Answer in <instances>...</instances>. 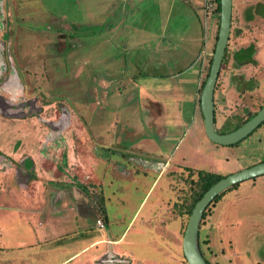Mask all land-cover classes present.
I'll return each instance as SVG.
<instances>
[{
  "label": "rangeland",
  "instance_id": "rangeland-1",
  "mask_svg": "<svg viewBox=\"0 0 264 264\" xmlns=\"http://www.w3.org/2000/svg\"><path fill=\"white\" fill-rule=\"evenodd\" d=\"M112 1L0 0V45L3 43L5 50L3 58L0 53V70L5 62V68L21 77L22 67L28 82L27 91L30 92L24 97L32 96L33 101H36L34 98L41 97L39 102L44 105L42 115L48 117L52 105L57 103L61 104L59 115L68 116L60 111L61 108L71 112L70 123L69 119L67 121L58 117L57 123V119L50 120L42 127L17 104L11 102L12 105L8 107L1 105L3 113L1 110L0 113L6 115L4 118L7 120H0V264H95L101 263L104 258L109 259L105 264H121V259L132 260V264H186L177 258L180 255L178 245L182 233L179 234V220L171 210L175 198L173 182L177 178V172L183 167H191L225 175L264 158L263 128L254 131L252 136L244 138L235 146L214 144L206 138L202 126L191 121L185 106L184 114L178 115L176 120L170 121L175 115L168 118L165 133L170 136L168 141L172 140V148H175L166 153L170 146L161 143L158 145L154 157L158 158L160 151H163L162 158H169L168 161L166 158H158V166L162 171L158 176L157 173L148 172L146 176L131 173L129 177H124L123 168V177L112 178L98 155L97 165L92 167V173L98 182L95 189L102 191L104 202L103 212L96 213L95 217L104 223L103 227L93 226V215L85 219L71 218L63 229L50 222L51 216L61 214L52 213L50 208L61 205L73 207L72 190L64 179H72L73 151L79 144L76 143L73 147V134L78 122L83 121L80 132L88 131L94 123L99 127L92 120L90 111L95 103V92L91 94L95 88L94 77L99 78L110 67L113 71L121 69V25H117L119 34L116 37L106 27L110 14L119 5ZM254 1L232 0L231 16L235 25L240 23L238 17L244 8ZM120 20L121 18L115 19V24ZM207 26V53L204 56L201 80L209 66L208 60L215 42L216 19H212ZM252 39L255 41L253 57L256 64L241 67L227 64L219 71L213 93L216 126L221 121L231 125L235 112L240 114L242 108H254L262 101L264 29L258 22L251 23L238 42L244 46ZM231 41H228V51L234 47ZM233 74L240 75L242 80L250 75L254 78L251 93L241 100L235 97L229 81ZM185 78L190 83L189 76ZM10 84H5L7 91ZM119 85L127 89L131 84L127 82ZM24 86L26 87L25 84ZM111 93L114 97L117 96L115 91L110 90L109 94ZM89 94L91 97L94 95V98H89ZM9 95L13 97L10 92L7 96ZM146 97L155 99L149 95L137 94L131 101L125 99L123 94L114 98L122 109L129 107L124 112L125 115L119 118L122 129L125 123L137 124L139 118L142 119V105ZM105 103L110 106L107 104L108 100ZM165 104H171L170 96ZM100 106L106 107L104 102ZM171 109L168 108V112H172ZM35 112L34 110V114ZM186 117V123L177 134L173 123L180 124ZM16 119L20 121L17 122ZM102 126L106 129V125ZM46 128L50 136H54L53 132L67 129L65 143L58 137L62 142L60 155H57L60 149L57 144L47 147V150H40L38 140L42 138ZM257 135L260 140L256 139ZM181 136L183 139L179 141ZM105 141L106 138H102V143ZM87 143L91 147L90 141ZM94 146L96 145L93 144ZM105 149V144L98 148L99 152L101 150L106 153ZM42 155L47 159L40 166L38 162ZM29 156H33L35 162H28ZM181 156L184 157L182 164L177 166L174 161ZM21 162L24 170L15 168ZM125 163L129 165L128 162ZM92 165L91 162L87 163V166ZM184 171L187 173V170ZM47 173L50 178H58L59 184L48 182L45 178ZM182 173L184 174L183 170ZM60 194L62 197H59ZM201 228L202 237L204 234L205 237L221 236L232 243L239 241L246 244L250 250L240 256L241 263L238 258L237 264H247L251 260L249 255H253L252 260L262 257L264 174L241 181L217 196L204 211ZM108 237L114 250L111 259L105 254ZM87 245L90 247L85 248ZM81 248L84 249L80 251ZM75 252L78 254L73 255Z\"/></svg>",
  "mask_w": 264,
  "mask_h": 264
},
{
  "label": "crops",
  "instance_id": "crops-1",
  "mask_svg": "<svg viewBox=\"0 0 264 264\" xmlns=\"http://www.w3.org/2000/svg\"><path fill=\"white\" fill-rule=\"evenodd\" d=\"M199 1H112L119 5L117 10L110 14V21L106 27L110 34L116 37L119 34L117 25H121V69L113 71L110 67L105 71L106 73L102 72L99 78L94 77L95 88L92 89L91 94L95 92V103L90 111H92V120H95L99 127L94 123L88 131L80 132L83 121L79 123L77 120L78 125L73 134V147L76 143L79 144L73 151L72 179H64L68 188L72 190L73 207L66 208L61 205L58 208H50L54 214L61 213L50 217V222L53 224L56 223L63 229L64 224L70 222L71 218L85 219L93 215L94 221L97 219L95 208L91 206L85 193L76 187V182L82 185L89 184L88 188L96 191L95 186L98 182L92 173V167L96 164L98 155L101 156L99 157L101 162L105 164L104 169L111 173L112 178L123 177L121 175L123 168H125L124 177H129L131 173L134 175L141 173L146 176L148 172L157 173L158 176L162 172L158 166V158L163 157V154L161 155L163 151H160L158 158L154 157L157 147L160 143L164 146L169 145L170 147L165 151L168 153L173 146L171 145L173 141H168L170 136H166L165 133L166 125L169 123L168 118L175 115V118L170 121L176 120L178 115L184 114L186 106L191 121L202 126L197 91L204 56L207 53V25L210 21L202 17ZM119 18L121 20L115 24V19ZM187 75L190 83L186 81ZM127 82L131 84L127 89L119 85ZM110 90L116 92L115 97L123 94L125 99L130 101L135 98V94L149 95L155 99L146 97L142 105L144 107L142 119L139 118L137 124L125 123L122 129L119 118L128 111L129 107L125 106L122 109L121 104L114 101L113 93L109 94ZM168 96H170V105L165 104ZM89 98L93 99L94 95L91 97L89 94ZM105 100H108L107 104L110 106L106 105ZM101 102H104L106 107H101ZM107 107L109 110L106 111ZM168 108H172V112H168ZM187 117L185 120L182 119L180 124L173 123L177 134L181 126L186 123ZM102 125H106V129H103ZM102 138H106L105 143H102ZM182 139L181 136L179 141ZM87 141H90L91 147L88 146ZM93 144L96 146L93 147ZM103 144H105L106 153L101 150L100 153L98 150L99 147H103ZM125 147L126 150H124ZM123 151L129 153L126 154ZM30 157L32 162H35L34 157ZM165 158L162 159L168 161L169 158ZM183 158L181 156L174 163L180 166ZM42 162L45 161L39 159L40 166L43 165ZM89 162L93 165L87 166ZM45 178L48 181L54 180L57 184L60 181L58 178H50L48 173L47 176L45 174ZM64 200L65 197H63ZM89 247L85 246V248ZM82 249L84 248L79 250L82 251ZM77 254L78 252H75L73 255Z\"/></svg>",
  "mask_w": 264,
  "mask_h": 264
},
{
  "label": "flooded vegetation",
  "instance_id": "flooded-vegetation-1",
  "mask_svg": "<svg viewBox=\"0 0 264 264\" xmlns=\"http://www.w3.org/2000/svg\"><path fill=\"white\" fill-rule=\"evenodd\" d=\"M233 21H234V18L232 20V16L230 15V27H229L228 38L226 41V46H225L224 54H223V57H222V60H221L220 66H219L217 77H218L219 71L220 70L222 71V69L227 64L238 65V67H241L245 64L253 65V64L257 63L255 58L253 57L254 53H255V49H254L255 48V46H254L255 41L252 39L251 42H248L244 46H242V45H239L238 39L248 29V27L251 25V23L258 22L262 25V29H264V2L259 1V0H255L252 4H250V6L245 7L244 11L241 12L240 16L238 17V22H240V23L235 25ZM232 23L234 24L233 26H232ZM239 24H241V25H239ZM230 40H232L231 43L233 44L234 47L231 51H228L227 45H228V41H230ZM0 47H1L0 53H1L2 58H3V56L5 55L4 44L2 43L0 45ZM13 59H14V61L16 60L14 55H13ZM16 63L20 67L17 60H16ZM1 68H2L0 70V85L2 84V86L0 87V95L1 96H3L4 98H9L10 100H12L11 101L12 103H15L18 106H20V108L23 111L25 110L24 112L30 113L28 115L30 117H32V119H34L42 127H45L46 124L45 123L43 124L41 122V120H45V121L53 120L54 121L58 117H61V119H66L67 121L69 119V123H70L71 112L69 110L67 112L66 109L62 110V108H61L60 111H62L66 115H68L65 117H63L61 114L59 115V113H58L59 108L61 107V104L57 103L56 105H52V108L50 109V112L48 113V117H47L46 115H42L44 105L42 103L40 104V102H39V100L42 99L41 97L38 96L37 98H34L36 101H33V99L31 98L32 96L31 97H24L26 94H30V92L28 93V91H27L28 82L26 79V73L23 71L22 67H20L22 70L21 77L19 75L17 76L15 74V72H13V71L11 72L7 68H5V62L3 63V66ZM231 76H232V78L229 81L232 84V90L235 93V97L237 98V100H241L251 93V91H252L251 84L253 83L252 79H254L251 75L248 78H245L244 80H242V77L240 75H237V74H233ZM217 77H216V80H217ZM9 82L12 84V86L10 84L9 91H7L5 84H7ZM21 83H23V84H21ZM215 83H216V81H215ZM24 84L26 85V87L24 86ZM9 92H10V94H13V97L11 95H9V97L7 96V94H9ZM213 93H214V88H213ZM261 98H262V101L257 103L254 108L244 107L241 109L240 114H237L235 112V114L233 115L234 119L230 123L231 125H229V123H227L226 121H224V122L221 121L217 126H216V116H215V112H214V100H213V129L218 133H225V132H229V131L237 128L238 126L243 124L246 120L251 118L264 105V95ZM37 104H38V106H37ZM235 104H237V102H235ZM34 110L36 111L35 114H34ZM69 115H70V117H69ZM24 118L27 119V117H24ZM0 120L4 121L7 119L0 116ZM16 120H18V119H16ZM19 121L20 120H18L17 122H19ZM261 128H263V130H264V119L256 127H254L247 135H245L243 138L237 140L235 143L230 144L229 146L237 145V143H239L241 140H243L246 137L252 136V133L254 131H256V130L258 131V129H261ZM66 130L61 131V132L58 130L57 133L53 132L54 136L53 135L50 136L49 133H47V132H49V130L46 128L44 133L42 134L43 135L42 138L40 140H38L40 150H47V147L57 144V145H60V149H59L57 155H60V151L62 150V142L65 143L64 135H65ZM260 135H262V134H260ZM59 136H60V139L62 140V142H60L58 140ZM63 137H64V140H63ZM17 138L18 137H16L15 140H17ZM256 139L260 140V136L257 135ZM42 156L44 157V158L42 157V161L47 159L44 155H42ZM27 158H28V162L29 161L32 162V159L30 156ZM262 161H264V160H262ZM187 168L193 169L191 167H187ZM48 182H53L54 184L56 183L54 180L48 181ZM76 183H78V182H76ZM55 185H58V184L56 183ZM76 187L79 188L77 185H76ZM81 191L84 193L83 190H81ZM85 195L88 198V195L86 193H85ZM59 197H62V195L60 194ZM207 206H206V208H207ZM206 208L204 209V211L206 210ZM204 211H203V213H204ZM203 213L201 215L199 226H198V247H199V251H200L201 256L203 257V259L205 260V262L207 264H237L238 258L240 259V256H244L245 253L248 252L250 249L244 243L241 244L239 241H236V242L234 241V243H232V241H230L228 239H224L221 236L211 237L208 235V237H205L206 235L204 234V237H202V234L200 232L202 229L201 226H202V222H203ZM106 240H108V241H106V243L110 245L111 251L114 252V250L111 246L112 242H111V240L109 241V237ZM178 246H179L178 250H179L180 255L177 258L180 259V261H183L184 263H186L182 254H181L180 241H179ZM261 255H262V257H260L259 259H254V260H252L253 255H249V258L251 260H248L247 264H264V253ZM240 263H241V259H240ZM109 264H111V262Z\"/></svg>",
  "mask_w": 264,
  "mask_h": 264
},
{
  "label": "water",
  "instance_id": "water-1",
  "mask_svg": "<svg viewBox=\"0 0 264 264\" xmlns=\"http://www.w3.org/2000/svg\"><path fill=\"white\" fill-rule=\"evenodd\" d=\"M218 3L219 11L216 39L210 57L208 72L200 89L198 105L199 111L201 113L202 128L206 138L214 144L226 146L243 138L264 119V105L251 118L229 132L218 133L213 129V88L228 38L232 0H218ZM0 97L2 96L0 95ZM2 98L3 99H0V107L1 105H4L3 107L12 105L9 98ZM0 110L1 113H3L2 107ZM1 113L0 115L2 117H7ZM41 122L43 124L45 123L46 125L48 124V121L45 120H41ZM57 122L58 119L55 123ZM18 167L24 170L22 167V162L15 168ZM263 174L264 161H260L243 169H239L235 172L224 175L202 193L200 198L194 203L186 219L180 237V250L186 264H207L201 256L198 247V226L201 215L206 206L212 201L213 198H215L227 188L241 181L248 180ZM106 249L107 251L105 254L110 256L111 259L114 253L111 251L109 244H107ZM106 261L109 262V259L107 260V258H104L101 263L95 264H105ZM121 264H130V260L121 259Z\"/></svg>",
  "mask_w": 264,
  "mask_h": 264
},
{
  "label": "trees",
  "instance_id": "trees-1",
  "mask_svg": "<svg viewBox=\"0 0 264 264\" xmlns=\"http://www.w3.org/2000/svg\"><path fill=\"white\" fill-rule=\"evenodd\" d=\"M212 1L215 3V8L211 12L210 15H208V16L204 15L203 5H202L201 0L199 1V8L201 10V14H202L203 18L207 19L208 21H211L212 19L215 18L217 21V26H218L219 3H218V0H212ZM215 39H216V36H215ZM208 62L210 63V58H209ZM208 67L206 68V73L203 76L202 80L200 79V84L198 86V91H197V104H198V97H199L200 89L203 85L204 79L206 78V75L208 72ZM199 117L201 119L200 111H199ZM182 170H183L184 174L182 173ZM184 170H187V173ZM191 170H195V171L192 172ZM191 172H192V174H191ZM176 176H177V178H175L174 179L175 181L173 182L174 183L173 187H174V191H175V198L172 201L171 210H172L173 216H175L179 220L178 231H179V234H181L183 227L185 225L186 219H187L194 203L200 198L202 193L210 185H212L215 181H217L219 178L223 177L224 175L220 174V173L208 171V170L188 169L187 167H183L179 172H177ZM182 177L187 178V179L183 180ZM76 185L79 187L80 190H83L84 193H86L88 195L89 202H90L91 206L95 208L96 213L103 212L102 211V205L104 202V198L102 195V191L101 190H96V191L90 190L88 188L89 184L82 185V184L76 183ZM222 193L223 192H221L219 195H221ZM219 195H217V196H219ZM216 197L213 198L212 201L214 199H216ZM103 225H104V223H103Z\"/></svg>",
  "mask_w": 264,
  "mask_h": 264
},
{
  "label": "built area",
  "instance_id": "built-area-1",
  "mask_svg": "<svg viewBox=\"0 0 264 264\" xmlns=\"http://www.w3.org/2000/svg\"><path fill=\"white\" fill-rule=\"evenodd\" d=\"M202 1V5H203V13L205 16H208L211 14V12L214 10L215 8V3L212 0H201ZM94 225L96 228H101L103 227V222L99 219H95L94 221Z\"/></svg>",
  "mask_w": 264,
  "mask_h": 264
}]
</instances>
